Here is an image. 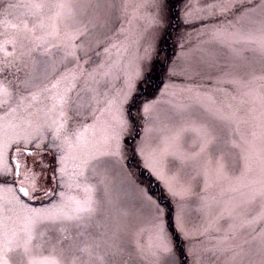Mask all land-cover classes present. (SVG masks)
Wrapping results in <instances>:
<instances>
[{
	"label": "snow or ice",
	"instance_id": "obj_1",
	"mask_svg": "<svg viewBox=\"0 0 264 264\" xmlns=\"http://www.w3.org/2000/svg\"><path fill=\"white\" fill-rule=\"evenodd\" d=\"M0 264H264V0H0Z\"/></svg>",
	"mask_w": 264,
	"mask_h": 264
},
{
	"label": "rangeland",
	"instance_id": "obj_2",
	"mask_svg": "<svg viewBox=\"0 0 264 264\" xmlns=\"http://www.w3.org/2000/svg\"><path fill=\"white\" fill-rule=\"evenodd\" d=\"M166 50H167V52H168V54H169V55H171V54H172V48H171V47H167V49H166Z\"/></svg>",
	"mask_w": 264,
	"mask_h": 264
}]
</instances>
